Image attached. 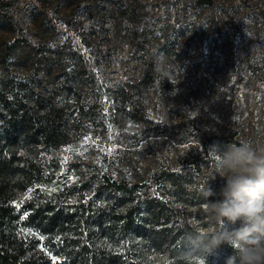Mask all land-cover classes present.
<instances>
[{"label": "trees", "instance_id": "1", "mask_svg": "<svg viewBox=\"0 0 264 264\" xmlns=\"http://www.w3.org/2000/svg\"><path fill=\"white\" fill-rule=\"evenodd\" d=\"M240 1L245 21L235 0H31L25 23L2 1L0 264H203L183 253L218 229L212 149L264 139V7ZM82 5L90 55L54 37Z\"/></svg>", "mask_w": 264, "mask_h": 264}, {"label": "clouds", "instance_id": "2", "mask_svg": "<svg viewBox=\"0 0 264 264\" xmlns=\"http://www.w3.org/2000/svg\"><path fill=\"white\" fill-rule=\"evenodd\" d=\"M154 70L164 81L170 74L167 54L154 55ZM216 176L226 180L219 192L203 189L206 209L218 225L211 233L193 232L185 236L183 253L189 258L206 257L221 244L229 245L235 255L227 264H264V139L245 138L212 149ZM215 176V177H216ZM219 196L215 201L209 197ZM241 227L229 230L227 225Z\"/></svg>", "mask_w": 264, "mask_h": 264}, {"label": "rangeland", "instance_id": "3", "mask_svg": "<svg viewBox=\"0 0 264 264\" xmlns=\"http://www.w3.org/2000/svg\"><path fill=\"white\" fill-rule=\"evenodd\" d=\"M0 5H4V2H9V11L7 15L13 14L16 19H19L22 23L25 18L26 12L32 7L33 2L31 0H0ZM188 0L179 1L178 5L175 4L172 0L170 3L166 4L172 11H178L179 7L182 4H186ZM237 3L241 4L240 17L241 21H245L248 19L253 10L247 5L243 4L240 0H235ZM254 2H258V4H262L264 7V0H256ZM3 3V4H2ZM48 9L51 10V6H48ZM54 21L59 23V30L55 32V39H58L61 43L66 42L68 45H72L73 47H79L82 51H84L87 55L90 53H96V48L98 42L103 39L102 29L98 26L95 27V32L91 30L92 24L94 21L87 17L85 7L80 6V10H74L70 13L69 16L66 17V21L60 20L59 17L55 16ZM96 24V22H95ZM10 38V35L7 33H1L0 37V47L4 46L6 41ZM101 48L105 49L104 46ZM1 63H0V71H1Z\"/></svg>", "mask_w": 264, "mask_h": 264}]
</instances>
